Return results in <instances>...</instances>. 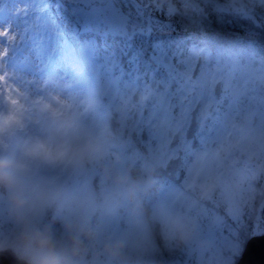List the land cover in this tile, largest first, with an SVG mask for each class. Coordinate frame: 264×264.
I'll list each match as a JSON object with an SVG mask.
<instances>
[{"label": "clouds", "instance_id": "1", "mask_svg": "<svg viewBox=\"0 0 264 264\" xmlns=\"http://www.w3.org/2000/svg\"><path fill=\"white\" fill-rule=\"evenodd\" d=\"M249 71L264 84V71ZM96 105L94 90L81 94L51 83L21 87L13 103L0 101V251L11 250L20 264H150L151 230L158 228L170 249L190 251L195 264H231L209 250L194 217L155 198L152 163L137 165L115 150L101 125L85 123ZM87 169L99 174V198L60 183L61 175ZM188 175L206 196L245 185L254 195L253 182L264 176V103L226 115ZM97 208L109 220L123 213L126 229L112 233L93 223Z\"/></svg>", "mask_w": 264, "mask_h": 264}, {"label": "rangeland", "instance_id": "2", "mask_svg": "<svg viewBox=\"0 0 264 264\" xmlns=\"http://www.w3.org/2000/svg\"><path fill=\"white\" fill-rule=\"evenodd\" d=\"M4 1L1 0V7L3 6L2 2ZM143 1L144 0H136L137 4L135 10H125L124 12V10H120L116 7L113 0H108L110 4H113L114 7L122 14L127 15L130 22H134L135 25H138V27L141 23L132 21V19H135L136 15H140L143 17V20L146 21L148 18H145V14L147 13V10H150L147 4H142ZM59 2H65L63 3V9L67 11V6L71 4L72 0H59ZM30 3H33V1H30ZM247 3L261 7L264 5V0H227L224 5L220 6V8L221 10H244ZM4 4L7 5V8L9 9V17H3L4 19L0 21V75L2 77L5 76L6 80V87L0 85V94L3 93L4 96L3 99H1L0 95V101L13 103L15 102L16 95L20 92L21 87L38 90L43 85L42 83L44 78L39 79L36 73H40L42 69L46 68L49 61L53 60V57H55L57 53L60 54V52H62L59 44L60 38L58 33V27L62 26L58 25L57 27L55 24L48 22L47 20H45V22H41L40 24L38 22V24H34L35 21L31 18L32 15H28L26 20L21 19L20 17L25 13L24 11L27 12L29 7H26V4L23 3V1H19L18 3L15 2V0H6ZM121 4L124 5L123 3ZM146 6L148 7L146 8ZM46 7L47 6H45V8ZM38 9L39 8L33 5V7L29 9V13ZM58 13L57 18L59 21L64 22V19H62L64 16H62L60 12ZM131 13H133V16ZM40 25L45 31L46 42L51 41L52 37L56 39L55 41H51L52 48L49 46L48 42L43 44L41 41L42 32L35 31L34 33V28H37L38 30ZM63 27L66 29V25ZM128 31L130 35L119 36H124L125 39H132L134 37L132 29L129 27ZM92 47L93 46H91V49H94V47ZM222 50L229 54V56L225 57L223 54L221 57L222 60H219L218 65H208L206 63V58L209 54L208 51L201 53L202 51H199L198 48L191 49L186 48L185 46H180L171 51V59H173L174 62L170 60L172 61V63L170 62V67L164 68L167 70L170 77H180L182 73H184L185 79L191 80L196 64L198 60L201 59L198 80L200 85L199 87H201L203 91L200 92L199 98H202L204 94L205 101L202 104L200 117H202L203 120L208 118L207 122H211V124L207 126L205 125L204 130L210 135L214 133L213 136L217 133V130L219 129L225 116L238 111L239 107H236V103L244 100L243 98H240V96H247L246 100H244L246 104L244 109L253 106L259 107L262 103H264V84L255 82L262 87V92L260 95L255 93L252 96L245 94L244 89H246V87L243 86L244 80L250 79L251 77L249 71L250 67L256 69L257 67L253 65L252 62L248 63V61L242 62L239 60L237 55L232 52L231 49ZM66 51L65 57L57 59L59 61L58 65L62 62L64 63L60 71H66L67 73H65L66 75H61L55 84L69 85L72 91L81 94L88 92L89 86L87 87L86 83L87 74H84L81 68H78V65L76 64V59L78 57L77 52L73 51L71 48H68ZM79 54L81 53L79 52ZM54 60L52 62H54ZM24 64H26V66H24ZM117 64L118 62L115 61L113 64L114 68ZM94 66L98 67L99 64L93 63L90 67L92 68ZM215 70L217 71V74H215ZM62 76L64 77L63 79ZM211 79L221 82L226 97H224V95L220 98H218V96H210V98L207 96L206 90L209 88ZM252 82H254V80H252ZM117 83L118 80L114 79L109 85H116ZM132 86L134 89L136 88L135 85ZM162 89L163 90L161 92L153 91V94L149 97L152 102L157 104V106L154 107V111H164L167 109L170 117L173 116L176 120L173 125L181 129L183 128L184 130L186 128L187 130V127H185V125L188 124L186 115L189 110L191 111L194 109L196 101L189 104V100L184 104V106L180 104V102H171V94L168 92L166 83L162 86ZM253 89L256 91L255 87L251 88V90ZM117 91L118 88L114 92H111L109 87L106 88L103 96L107 97V99L104 101L106 105H103V109L105 110V113H109L110 115V110L114 108L118 115L117 118L121 117L122 119V125L119 129L121 138L117 137V140L115 141V150L120 151L126 158L137 162L136 158L138 156V149L134 150L133 146L136 144V141L138 142L140 140V125L139 122H133L135 127H133L132 130V121L129 120L127 122L125 120V116L128 114V102L131 100L133 92L123 97L121 103H116L114 98L115 94L113 93H116ZM142 97L146 99V97ZM227 101L228 104H225ZM102 104L103 103H101V105ZM141 105L142 109L146 108L144 103H141ZM146 111L147 116L144 117L142 125H147L149 129L154 130L157 128L156 124H154L155 121L149 125V121L151 120L150 110H147L146 108ZM175 111L178 112L174 114ZM89 119H91L89 114H86L84 116L85 123H90ZM100 120L101 118L97 122L99 125H101ZM171 127L172 126H167L166 129ZM128 152H130V154H128ZM96 177L100 179L99 174L95 169H87L75 175H61L59 180L60 183L72 192L86 191V188L88 187L86 182L89 181L90 186L88 191L95 193L98 197L97 192L101 193L103 191V185L98 184V186H96L93 180V178ZM256 181H259V186L254 185L255 188L258 187L256 188L257 192L254 195H251L247 191V185H245L244 188L239 191H229L223 188H217L212 194L206 196L202 194L196 186H190L188 184V186L185 185L186 188L189 190L196 189L198 195L196 198H193L186 194L188 199H183V191L181 189L165 184L157 185L158 194L155 193V198L172 202L178 211L194 217L199 222L202 236L209 240V250L226 255L230 258L231 264H234V261L236 262L241 255L243 246H245L247 240L246 237L259 235L264 231V227H253L251 231H249L248 228L249 224L254 226L264 225V176ZM174 194H180L181 198L179 201H172L171 198ZM202 199L203 202H201ZM97 212L98 209L93 213ZM97 224L106 225L108 231L112 233H120L127 227L124 223L123 213L111 220L107 219L103 213H99ZM2 227L3 226L0 225V231H2ZM213 229L216 230L214 236L212 235ZM151 242L153 248H155V243L152 239ZM177 253L178 254L174 264H195V255L190 251L182 250Z\"/></svg>", "mask_w": 264, "mask_h": 264}, {"label": "trees", "instance_id": "3", "mask_svg": "<svg viewBox=\"0 0 264 264\" xmlns=\"http://www.w3.org/2000/svg\"><path fill=\"white\" fill-rule=\"evenodd\" d=\"M38 7V0H32ZM48 9L46 12L52 14V18L58 21L62 25V31H65L70 35L69 39L73 43H76V39L73 35V27L65 24V16L67 11L63 9H57V0H47ZM172 4L171 10L169 8L162 7L154 16L157 17L155 24L153 25L154 34H162V40L158 39H145L144 34H139L132 39H122L120 36H108L104 37L100 35L98 37H92L91 39L81 38L79 41V49L81 54L86 55L87 59L94 56V60L103 62V66L99 69L97 78L99 80L98 90H104L107 85L114 79L118 80V86L121 94H125V83L130 81L132 76H139V82L149 81L151 74L156 79L160 80L162 73L155 72L154 65L150 66L143 60L137 66L135 63L129 61L127 57L122 55V52L130 51L131 49L126 45H139L149 44L154 41L159 42L165 46L185 45L193 44L197 47H208V49H214L217 47H225L232 49L234 53L243 61L252 60L253 64L261 67V71H264V8L256 7L247 3L245 9L233 10L226 9L221 10L220 6L224 5L227 0H168ZM45 2V0H44ZM167 7V5H162ZM62 14V21H59L57 14ZM45 14V9L44 13ZM33 17L36 14L32 15ZM42 20V18H40ZM45 19V18H43ZM66 25L65 27H63ZM242 29L245 33L252 37L251 40H240L235 38L234 33L237 30ZM39 32H42V37L45 39V31L40 25ZM74 37V38H73ZM187 38V39H186ZM51 41H55L51 39ZM51 41L48 42L49 45ZM179 41V42H178ZM62 52H64V43L59 42ZM94 46L91 49L89 46ZM88 46V47H85ZM93 48V47H92ZM92 50L93 53L86 54V50ZM174 49V47H172ZM57 53L54 62H52V71H49V76L52 74L53 79L51 84H55L61 73L58 71V59L62 55ZM146 59V56H145ZM115 61L118 62L117 66L113 70L109 71V65ZM80 64H87V60L80 56ZM136 68V69H134ZM136 70V71H135ZM88 84H91L95 80V75L92 71L84 70ZM130 79V80H129ZM179 83L180 79L174 80ZM154 83V82H152ZM185 85V82H182ZM91 87H93L91 85ZM50 215V213H49ZM4 227H2V231ZM151 239L155 243L150 256L148 257L150 264H174L177 257L176 250L170 249L162 236L158 228L153 229ZM235 264V262H234Z\"/></svg>", "mask_w": 264, "mask_h": 264}, {"label": "snow or ice", "instance_id": "4", "mask_svg": "<svg viewBox=\"0 0 264 264\" xmlns=\"http://www.w3.org/2000/svg\"><path fill=\"white\" fill-rule=\"evenodd\" d=\"M63 7L64 6L61 4L56 5L57 9ZM65 23L73 27V35L77 42H79L81 38L91 39L92 37H98L100 35L128 36L130 35L128 31L130 23H132V34H135L137 31L142 35L151 33L153 27L151 17L137 27L134 22H130L127 15L119 12L108 0H72L71 4L67 6ZM234 36L240 40L252 39V37L242 29L237 30ZM262 40H264V38H262ZM126 47L131 50L122 52V55L137 66H139L143 60L150 66L154 65V70L162 67H170L171 53L169 51V46L154 41L149 44L142 43L135 46L126 45ZM253 227L264 226L249 224V231H251ZM0 264H11V261L4 258L0 260Z\"/></svg>", "mask_w": 264, "mask_h": 264}, {"label": "flooded vegetation", "instance_id": "5", "mask_svg": "<svg viewBox=\"0 0 264 264\" xmlns=\"http://www.w3.org/2000/svg\"><path fill=\"white\" fill-rule=\"evenodd\" d=\"M176 112L178 111H175L174 114ZM127 113L125 120L127 122L130 120L132 123L139 122L141 129L140 140L134 144V148L139 150V163L150 162L157 170L166 168L169 162L180 159L181 163L176 174V180L181 184L189 181V168L195 153L215 136H213L214 133L210 135L204 130L205 125L211 124V122H207L208 118L203 120L199 115L195 131L188 137L186 128L184 130L173 125L176 120L173 116L170 117L169 113L158 115L157 118L155 117L149 121V125L155 121L154 124L157 128L154 130L149 129L147 125H142L144 117L147 116V111L145 109L141 110L139 103L130 105ZM190 115L191 113L186 115L188 124L185 127L187 128L190 125ZM119 124L122 125L121 121H119ZM167 126L172 127L166 129ZM133 127H135L134 123L132 130ZM167 180V178L157 179V184H167Z\"/></svg>", "mask_w": 264, "mask_h": 264}, {"label": "water", "instance_id": "6", "mask_svg": "<svg viewBox=\"0 0 264 264\" xmlns=\"http://www.w3.org/2000/svg\"><path fill=\"white\" fill-rule=\"evenodd\" d=\"M193 126L194 123L192 125V128ZM178 163L179 161L174 164H169L168 168L164 170L163 173L161 171H157V174H155V176H167V173L170 171L172 173L170 175V178L174 179V174L178 168ZM4 258L9 259L11 261V264H20L11 250L5 249L3 251H0V260ZM237 264H264V234L252 237L248 241L243 254Z\"/></svg>", "mask_w": 264, "mask_h": 264}]
</instances>
